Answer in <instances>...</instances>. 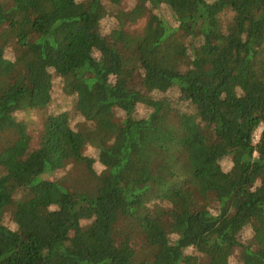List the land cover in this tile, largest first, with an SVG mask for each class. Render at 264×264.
I'll use <instances>...</instances> for the list:
<instances>
[{"label":"trees","instance_id":"trees-1","mask_svg":"<svg viewBox=\"0 0 264 264\" xmlns=\"http://www.w3.org/2000/svg\"><path fill=\"white\" fill-rule=\"evenodd\" d=\"M262 231L264 0H0V264H264Z\"/></svg>","mask_w":264,"mask_h":264},{"label":"rangeland","instance_id":"rangeland-1","mask_svg":"<svg viewBox=\"0 0 264 264\" xmlns=\"http://www.w3.org/2000/svg\"><path fill=\"white\" fill-rule=\"evenodd\" d=\"M54 62L55 61H53V63ZM33 194L43 205H49L48 199L46 198L41 186H38V187L34 188L33 189ZM75 232L78 233L79 229L75 230ZM260 234H261L263 242H264V231H262Z\"/></svg>","mask_w":264,"mask_h":264},{"label":"built area","instance_id":"built-area-1","mask_svg":"<svg viewBox=\"0 0 264 264\" xmlns=\"http://www.w3.org/2000/svg\"><path fill=\"white\" fill-rule=\"evenodd\" d=\"M262 130H263V127L259 130L258 133H256V134L254 135V138H253V142H254V143H257V142L260 140Z\"/></svg>","mask_w":264,"mask_h":264}]
</instances>
